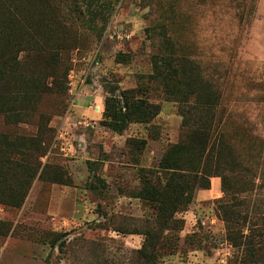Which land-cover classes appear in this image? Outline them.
Masks as SVG:
<instances>
[{
  "label": "rangeland",
  "instance_id": "1",
  "mask_svg": "<svg viewBox=\"0 0 264 264\" xmlns=\"http://www.w3.org/2000/svg\"><path fill=\"white\" fill-rule=\"evenodd\" d=\"M18 5L49 31L40 35L45 45L68 49L69 71L62 97L33 106L26 124L0 117V133L36 136L40 112L49 115L23 204L0 205V264H138L144 236L128 233L154 211L134 196L144 180L164 185L162 159L193 128L181 126L178 100L149 78L165 47L183 67L194 65L220 102L205 154L179 156L184 170L200 171L192 202L176 215L183 229L168 236L156 264H264V0H98L82 22L59 0ZM139 88L158 116L122 133L104 126L107 89ZM220 137L243 170L215 176L212 165L207 177L202 169Z\"/></svg>",
  "mask_w": 264,
  "mask_h": 264
},
{
  "label": "trees",
  "instance_id": "2",
  "mask_svg": "<svg viewBox=\"0 0 264 264\" xmlns=\"http://www.w3.org/2000/svg\"><path fill=\"white\" fill-rule=\"evenodd\" d=\"M94 1L98 0H59L65 15L74 17L76 14L80 22L85 20V16H92ZM18 4L19 0H0V117L10 126L26 124L33 106L41 107L46 97L58 92H62V97L66 92L69 71L68 49L45 45L40 35L49 34V31L44 24L35 22L34 17L26 14L29 18H24ZM162 36L166 40L165 34ZM168 44L164 41L165 46ZM170 52L165 47L161 55L159 52L153 57V73L149 78L162 88L161 92L167 97L178 100L181 126L186 128L192 125L193 128H188L191 130L187 142L173 146L162 159L160 169L168 172L164 185L144 180L139 193L134 196L149 201L154 211L153 219L145 220L139 231L128 233L144 236L142 247L136 253L138 264H156L160 248L165 241H169L168 236L172 232L182 231L183 221L176 215L185 211L192 202L200 169L198 164L196 169L184 170L179 156L195 152L198 157L205 154L220 102V94H211L206 82H201L195 74L197 68L191 63L183 67L184 62ZM144 91L146 89L139 88L138 91L130 89L117 94L114 89H107L102 121L104 126L115 133H122L131 123L148 124L156 118L159 106L137 95ZM190 99H194V102L189 103ZM45 114L48 113L40 112L42 122L36 136L0 133V205L19 208L25 200L38 172L36 162L43 154V139L48 138L46 124L49 115L45 118ZM224 144L221 138L217 148L215 142L211 145L202 169L205 176H213L212 165H215V176L221 175L225 169L243 170L242 163L230 156L231 150L229 152ZM130 145L143 148L145 141H131ZM214 155L216 159L210 160ZM203 181L207 185L200 184ZM201 182L199 185L203 189L208 188L205 179Z\"/></svg>",
  "mask_w": 264,
  "mask_h": 264
}]
</instances>
